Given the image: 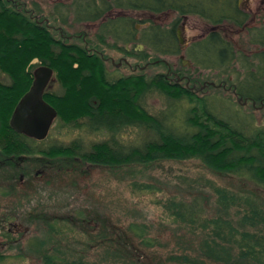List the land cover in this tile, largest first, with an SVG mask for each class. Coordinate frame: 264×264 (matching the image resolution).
I'll return each instance as SVG.
<instances>
[{"label":"rangeland","instance_id":"rangeland-1","mask_svg":"<svg viewBox=\"0 0 264 264\" xmlns=\"http://www.w3.org/2000/svg\"><path fill=\"white\" fill-rule=\"evenodd\" d=\"M103 1L111 5V10L97 21L89 19L86 5L95 4L105 10ZM2 2L9 9L45 26L55 40L87 50L84 72L90 68L89 61L95 60L94 53L98 55L97 59L103 58L110 84L132 74L152 79L157 74H168L169 69L182 72L180 75L197 80L189 88L196 83L197 93L193 91L194 94L208 97L210 106L213 101L216 114L226 111L233 123L240 125L248 121L255 127H264V105H254L241 95L244 91L264 93V90L247 85L252 82L264 85V45L256 42V36H253L254 30L264 34V0L241 1L242 9L250 17L243 27L232 23L213 26L197 16L180 18L176 12L130 11L116 7L114 0ZM120 18L136 23L139 30L135 41L127 43L132 35L121 27L105 29ZM177 22L182 45L179 55L155 52L143 39V30L156 27L166 33ZM211 32H218L231 45L236 53L235 61L228 58L224 65L210 68L202 65L197 52L204 51L203 42ZM198 42L201 43L199 46ZM108 58L117 65L121 60H128L132 69L124 64L114 70L112 62H107ZM202 59L209 61L206 57ZM136 65L137 69L133 71ZM41 66L45 65L34 59L26 67L33 81L35 70ZM63 73L67 78L76 74L66 69ZM54 75L49 90L63 96L66 91L55 70ZM76 77L70 82H79L82 96L79 100H71L74 110L88 107L98 99L104 107L111 109L112 94H124L120 88L117 91L104 90L100 83L101 72L93 76L95 79L76 81ZM175 77H169L171 84L175 83ZM0 83L11 84L10 78L1 71ZM211 83L217 87H211ZM181 84L186 87V81ZM75 93L76 90L71 92ZM25 94H16L18 103ZM166 99L165 94L153 89L142 102L150 114L158 115L168 108L170 103ZM83 100L86 101L84 105ZM119 106L123 111L133 113L127 111L126 102ZM190 107L188 102L175 104L180 119L178 125L182 124L183 114ZM169 118L167 115V120ZM63 119L58 113L50 135L43 141L45 147L53 144L67 146L79 140L90 150L96 143L110 138L106 132H91L88 120H82L77 127L65 124ZM116 137L122 145L138 146L144 134L137 128L127 127ZM216 189L249 196L264 208V188L234 174L215 172L200 160H163L145 165L103 167L70 158L50 160L36 156L17 161L6 159L0 153V255L5 256L1 264H224L205 256L204 243L209 230L201 228L200 223L191 225L173 217V210L169 208L170 205L196 204L207 210L204 218L224 217L216 209ZM240 212L244 213V210L236 209L232 213ZM140 232L141 237L137 235ZM212 234L209 237H213ZM149 241L150 246L145 243Z\"/></svg>","mask_w":264,"mask_h":264},{"label":"trees","instance_id":"trees-1","mask_svg":"<svg viewBox=\"0 0 264 264\" xmlns=\"http://www.w3.org/2000/svg\"><path fill=\"white\" fill-rule=\"evenodd\" d=\"M102 3L106 7L105 10L104 7L100 9L104 11L95 4L86 5L85 11L88 12L89 19L97 21L111 10L109 3ZM114 3L118 8L136 12H176L180 18L197 16L213 26L232 23L243 27L250 18L239 6V0H114ZM127 19L114 20L105 29L116 30L121 27L128 34L130 32L135 41L139 29L135 22ZM177 24L178 22L166 33L153 27L143 30L141 34L155 52L178 55L180 50L176 37ZM254 35L256 42L264 45V34L254 30ZM199 44L201 43L198 42L197 45ZM203 44L204 51L197 54L198 58L201 56L199 60L205 68L222 66L228 58L232 62L236 59L231 45L218 32H211ZM92 57L95 60L89 61L90 68L84 72L83 62L87 61L84 49L75 45L67 46L64 42L55 40L45 26L9 9L0 0V71L11 80V84L0 83V153L4 158L17 161L36 156L50 160L70 158L103 167L195 159L215 172L234 174L264 188V127H255L248 121L240 125L233 123L225 114L226 111L216 114L212 107L213 101L210 106L208 97L194 94L184 87L170 85L164 76L156 75L147 79L144 75H138L134 78H121L110 84L101 59H97L96 54ZM34 59L51 67L58 74L66 94L60 96L46 92L44 100L64 118L65 124L80 127L78 123L88 120V129L91 132H106L110 134L109 140L96 143L90 150L79 140L67 146L53 144L45 147L43 141L18 134L10 127V119L19 100L16 94H25L33 82L32 74L27 72L26 67ZM74 66L77 68L74 69ZM64 69L74 71L76 81L95 79L93 76L101 72L100 83L104 90L117 91L120 88L124 94H112L111 109L104 107L98 99L88 107L81 106L74 110L70 102L72 99H80L82 89L79 82H70L74 77L67 78L63 73ZM247 85L264 90V85L255 82ZM153 89L165 94L167 103H170L158 115L150 114L142 102ZM74 90L77 93L71 94ZM241 95L246 100L264 105V93L250 94L244 91ZM121 102H126L127 111L133 113L123 111L119 106ZM180 102H188L191 107L184 112L185 119L178 125L180 119L174 106ZM85 103L83 100L82 105ZM167 115L171 117L168 120ZM127 127L137 128L144 134L140 145H122L117 141L119 131ZM216 196V209L224 217L219 215L216 218H204L207 210L196 204L170 205L169 208L173 210V217L191 225L200 223L201 228L213 233V237L208 234L204 243L205 256L208 259L224 264H264V208L249 196L242 197L225 189H216ZM236 209L244 210V213H232ZM137 235L143 236L142 232ZM145 243L152 245L150 241ZM4 258L5 256L0 255V264L4 262Z\"/></svg>","mask_w":264,"mask_h":264},{"label":"water","instance_id":"water-1","mask_svg":"<svg viewBox=\"0 0 264 264\" xmlns=\"http://www.w3.org/2000/svg\"><path fill=\"white\" fill-rule=\"evenodd\" d=\"M53 77L51 67L41 66L35 70L30 90L17 104L10 119V127L18 134L36 141H44L49 136L58 112L44 100V94Z\"/></svg>","mask_w":264,"mask_h":264},{"label":"flooded vegetation","instance_id":"flooded-vegetation-1","mask_svg":"<svg viewBox=\"0 0 264 264\" xmlns=\"http://www.w3.org/2000/svg\"><path fill=\"white\" fill-rule=\"evenodd\" d=\"M241 1L242 0H239V6L241 7ZM242 8V7H241ZM245 11V10H244ZM103 18V17H102ZM121 19V18H120ZM179 34H180V31H179V28H177L176 29V37H177V39H178V46H179V50H180V52L179 53H181V49H180V46H182V45H180L181 44V41H180V37H179ZM61 36H64L63 38H64V40H66L67 38L65 37V35L61 32ZM68 39H72V38H68ZM59 41V40H58ZM134 41V39L133 38H131L130 39V42H127V43H131V42H133ZM67 45V44H66ZM67 46H69V45H67ZM86 52H88L87 50H85ZM125 52L126 53H128L129 52V49L126 47L125 48ZM93 55H95V53L93 54ZM167 55H169V54H167ZM179 55V54H178ZM171 56H177V55H171ZM101 60V62L103 63V66H104V69L106 70V65H105V62H104V60H103V58H100ZM112 62V64H113V66H114V70H118V69H120L121 68V66L122 65H124V64H126L130 69H132V64L128 61V60H121V62H119V64L117 65L116 63H115V61L113 60V59H107V62ZM136 68H134L133 69V71H136V69H137V65L135 66ZM146 68H147V65L145 66ZM145 68V69H146ZM54 71V70H53ZM106 73H107V76H108V72H107V70H106ZM180 73H182V72H172V70L171 69H169V72H168V74H166V75H161V74H157V75H160V76H164L165 77V79L169 82V80H170V76H172V75H175L176 77L173 79V81L175 82V83H173V84H171L170 82H169V84L170 85H173V86H178V87H183L182 86V81L184 82V81H186V87H184V88H187V89H189V90H191V92H196L195 90H196V88H197V86H196V83H194L193 84V86H192V88H189L190 87V85L192 84V82H196L197 80H195V79H193V78H190V77H188V76H186V75H184V74H182V75H180ZM111 76H113V75H111ZM138 75L137 74H132V75H130V76H124V77H120V78H118V79H121V78H134V77H137ZM54 78H55V75H54V77H53V80H54ZM108 79H109V77H108ZM118 79H116V80H118ZM51 81V83L49 84V86L47 87V89H46V91H45V93L47 92H50V90L49 89H51L52 87L50 86L51 84H53L54 83V81ZM108 81H110V80H108ZM222 86V85H221ZM211 87H217L215 84H212L211 83ZM193 92V93H194ZM197 93V92H196ZM235 94H236V92H235ZM38 174H41V172H39Z\"/></svg>","mask_w":264,"mask_h":264}]
</instances>
